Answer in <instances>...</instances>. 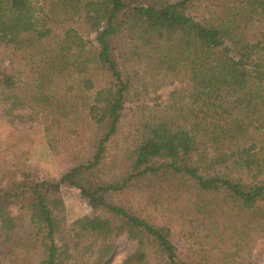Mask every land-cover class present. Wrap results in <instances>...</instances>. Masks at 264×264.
<instances>
[{
    "label": "trees",
    "instance_id": "obj_1",
    "mask_svg": "<svg viewBox=\"0 0 264 264\" xmlns=\"http://www.w3.org/2000/svg\"><path fill=\"white\" fill-rule=\"evenodd\" d=\"M124 237L123 264H253L264 0H0V264H111Z\"/></svg>",
    "mask_w": 264,
    "mask_h": 264
},
{
    "label": "rangeland",
    "instance_id": "obj_2",
    "mask_svg": "<svg viewBox=\"0 0 264 264\" xmlns=\"http://www.w3.org/2000/svg\"><path fill=\"white\" fill-rule=\"evenodd\" d=\"M29 134V154L28 161L35 167L40 174H46L53 179H59L61 174L66 170L69 163L56 157L47 144L43 130L37 124L29 125L24 128ZM63 197L65 199L67 216L69 220L84 215H94L96 211L88 203L80 190L69 184L62 186ZM132 243L126 238H122L120 246L111 260V264H123L125 258L132 249ZM253 264H264V241H260L254 252Z\"/></svg>",
    "mask_w": 264,
    "mask_h": 264
}]
</instances>
